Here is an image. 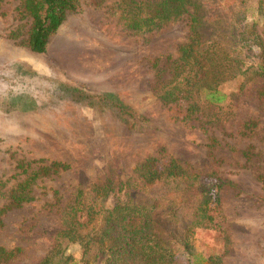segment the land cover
<instances>
[{"label":"rangeland","instance_id":"obj_1","mask_svg":"<svg viewBox=\"0 0 264 264\" xmlns=\"http://www.w3.org/2000/svg\"><path fill=\"white\" fill-rule=\"evenodd\" d=\"M17 4L0 0V246L20 250L0 264H39L76 189L96 207L91 185L107 181L132 182L136 198L158 203L156 221L176 251L172 264H187L181 238L205 264H264V0H203L201 39L241 67L233 77L217 75L221 101L208 100L200 83L188 112L157 90L171 68L163 57L175 58L188 35L185 17L135 30L121 14L123 0H77L36 53L21 43L31 19ZM156 57L160 73L151 65ZM209 72L204 82L212 86ZM146 157L160 165L172 159L182 175L139 182L135 168ZM38 158L68 167L34 179L30 199L7 207L26 175L18 164ZM207 189L210 221L198 216ZM79 252L63 248L75 260ZM92 264H102L99 254Z\"/></svg>","mask_w":264,"mask_h":264},{"label":"trees","instance_id":"obj_2","mask_svg":"<svg viewBox=\"0 0 264 264\" xmlns=\"http://www.w3.org/2000/svg\"><path fill=\"white\" fill-rule=\"evenodd\" d=\"M202 2L203 0H123L126 9L121 13L126 14L128 27L135 30H150L179 17L186 18L188 35L183 42L177 44L175 58H170L169 54L163 57L164 62H170L171 68L168 70L169 77L157 89L158 97L164 103L185 102L186 112L191 109V92L200 83L203 90L209 91L206 94L208 100L221 101L224 95L216 94L218 90L215 86L224 78H217V75L222 77V72H227L233 77L235 71L241 67L236 57L229 55L224 48L218 46L216 50L213 46L205 44L213 41L201 39L198 11ZM76 6L77 0H18V12L31 19L27 36L21 43L32 52H43L48 37L58 28L66 13L75 11ZM254 37L262 42L258 34H254ZM157 60L158 57L154 58L151 65L156 67L158 72ZM209 70L216 75L212 86L205 85L204 82L206 74L210 73ZM248 122L250 126L255 125L254 120ZM43 161L42 158L35 159L33 166H30V162L18 164L20 172L26 175L12 190L7 207H18L30 199L28 191L34 179L68 167L66 163L59 161L42 163ZM135 172L138 181L144 183L182 175L180 166L174 160L170 159L160 165L153 157L144 158L136 166ZM261 181L264 186L263 177ZM131 183L119 181L115 188L109 181L92 184V195L98 198L96 207L95 200L92 204L83 202L82 190L77 188L76 202L61 212L62 223L56 244L39 264H92L93 257L98 254L102 264H172L177 260L176 251L169 246L165 238L167 235L162 233L156 221L158 203L136 198L135 192H131ZM109 194L116 195L107 205ZM119 194H122L123 198ZM211 200L212 191L207 189L198 203L200 220L212 219L209 207ZM2 210L0 208V213ZM95 217H99L96 226L91 224ZM63 242L65 245L61 247ZM68 244L78 246L80 255L77 260L72 259L71 254H63V248ZM181 245L187 256V264L189 260L191 264H205L199 254L193 253L186 238H181ZM19 250L18 247L0 246V261L12 258Z\"/></svg>","mask_w":264,"mask_h":264},{"label":"crops","instance_id":"obj_3","mask_svg":"<svg viewBox=\"0 0 264 264\" xmlns=\"http://www.w3.org/2000/svg\"><path fill=\"white\" fill-rule=\"evenodd\" d=\"M18 55V54H17ZM31 61V60H30Z\"/></svg>","mask_w":264,"mask_h":264}]
</instances>
